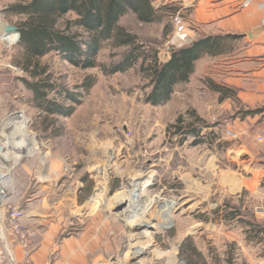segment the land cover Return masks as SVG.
I'll return each instance as SVG.
<instances>
[{"label":"rangeland","instance_id":"obj_1","mask_svg":"<svg viewBox=\"0 0 264 264\" xmlns=\"http://www.w3.org/2000/svg\"><path fill=\"white\" fill-rule=\"evenodd\" d=\"M19 1L0 0V11ZM152 2L161 9L158 21L143 23L129 13L120 22L140 36L147 50H159L164 61L172 48L231 35L224 44L228 53L205 56L190 82L178 85L169 101L158 105L146 101L151 87L141 60L127 71L106 74L101 66L78 68L52 52L42 59L52 80L76 92L82 91L89 75L97 82L83 93L72 115L48 116L33 106L31 91L19 77L25 72L10 70V88L0 96V152L2 160L16 162L9 204L21 209L24 224L37 232L31 253L35 239L48 232L52 243L48 264H173L178 262L174 251L187 264L191 254L185 251L187 242L215 254L226 249L239 254L237 243L264 241V233H249L244 222L264 225V113H251L264 102L251 103L244 86L227 80L234 62L238 65L247 56L264 62V55H247L264 44L260 38L248 41L240 34L218 32L209 6L199 9L198 0ZM242 9L264 13L255 0L248 7L240 0L232 12ZM175 14L186 21V41L175 35ZM0 17L13 25L20 20L5 11ZM13 36L8 35L9 43L0 42V63L13 64L17 44ZM125 50L109 42L100 50L98 62L109 68L121 61ZM215 84L235 96L221 100ZM49 94L70 103L54 91ZM192 111L207 125L202 122L203 139L197 143L174 128L179 117L191 121ZM20 112L25 121L17 118ZM13 120L35 143L34 151L16 153L14 140L4 145L15 128L9 126ZM256 131L260 135L254 139ZM22 132L15 139L21 141ZM120 194L126 196L121 204ZM232 206L240 209L242 220H225V211ZM4 214L2 227L19 244L8 227L9 214ZM262 250L254 251V256Z\"/></svg>","mask_w":264,"mask_h":264},{"label":"trees","instance_id":"obj_2","mask_svg":"<svg viewBox=\"0 0 264 264\" xmlns=\"http://www.w3.org/2000/svg\"><path fill=\"white\" fill-rule=\"evenodd\" d=\"M2 11L20 17L15 23L19 41L15 46L12 63L24 69L25 75L20 79L31 91L33 106L48 116L72 115L75 106L81 102L83 93H89L97 82L94 76L89 75L80 86L82 91L76 92L52 80L50 67L42 63V59L52 52L78 68L101 66L106 74L127 71L141 60V69L150 79L151 87L146 101L158 105L169 101L178 85L190 82L198 59L206 55L228 53L224 44L231 36H210L181 48H172L170 58L163 61L159 50L155 47L147 50V44L140 36L120 22L129 13H133L143 23L158 21L161 9L155 7L152 0H21L8 5ZM109 42L113 48L125 47L126 50L120 62L105 68L98 62V56L100 50ZM224 89L222 85H214V90L221 94V100L233 95L223 91ZM53 91L70 103L66 105L51 97L49 93ZM251 113H264V107ZM191 115L192 120L189 122L179 117L174 128L177 134L193 136L197 143L203 139L202 122L207 125L196 112L192 111ZM218 212L215 210L214 213ZM224 217L226 221L243 219L240 209L233 206L225 211ZM202 219L208 220L206 217ZM244 222L249 227V233L260 236L264 232L261 221L245 219ZM187 246L189 249L185 251L191 252L187 264H199L201 256L193 247L195 245L187 242ZM193 254L197 255L196 261L191 256Z\"/></svg>","mask_w":264,"mask_h":264},{"label":"crops","instance_id":"obj_3","mask_svg":"<svg viewBox=\"0 0 264 264\" xmlns=\"http://www.w3.org/2000/svg\"><path fill=\"white\" fill-rule=\"evenodd\" d=\"M255 1L258 7L261 6V4L264 2L263 0ZM238 2H240V0H198L197 5L199 9H203L205 8V6H209V16L210 14L213 15L211 16V19L214 20L212 24L218 25V32L233 33L238 35L240 34L241 36H244V38L248 41H253L256 38H260L261 42L259 43L264 44V13L261 11H257V9H242L241 11H238V13H233L232 7L238 4ZM224 13L226 14L224 18L218 19L217 15L220 16ZM251 33L253 34L252 36L250 35ZM13 34V39L18 42L19 34ZM248 53L249 54L247 55L250 56L252 54L254 55V53L264 55V46L259 47V50H256L254 47ZM204 57L198 59L196 63H199ZM168 58H170V55L167 57V59ZM232 65L233 66H231L230 68V73L227 76V80L237 87L244 86L246 97L251 101V103L254 104L255 102H264V62L261 61L260 63H257L255 59H250L249 56H247L246 58H243L242 61L238 63V65L236 64V62H234ZM236 65L238 67H236ZM7 67L9 68V64L0 63V96H3L2 92H5L7 88H10L12 81V75L10 74L11 68L8 69ZM262 128L264 133V121ZM254 133V139L257 137V135H260V133H258L257 131ZM11 135L13 138H16L13 132L11 133ZM5 142L6 140H4V143ZM13 150L17 153L15 149ZM1 159L2 155L0 154V161ZM9 192L11 198L12 184L10 185ZM263 233L264 232H261V235ZM2 238L6 254L9 259H11V262L13 264H25L21 245L15 242L14 238L9 233L6 234L5 230L3 232ZM51 244V237L49 236L48 232L40 235V237L35 239L34 247L31 253L34 264H48V259L49 256H51L50 253L52 250ZM231 245L236 246V243H232ZM237 245L239 246L237 248L239 250V254H235L234 250L232 249L230 251L226 249L223 253L217 252V254H215V252L211 249H201L200 247L195 246V249L201 256L199 264H264V253L262 252L264 250L260 251L262 253L257 252L254 256V251L260 250L261 247L264 248V241L237 243ZM144 250L141 252H144ZM177 255L178 253L174 251V257L178 262L173 264H182ZM193 260L196 261L195 259Z\"/></svg>","mask_w":264,"mask_h":264},{"label":"built area","instance_id":"obj_4","mask_svg":"<svg viewBox=\"0 0 264 264\" xmlns=\"http://www.w3.org/2000/svg\"><path fill=\"white\" fill-rule=\"evenodd\" d=\"M253 0H242V4L245 7H248L250 3H252ZM261 7L264 8V2L261 4ZM2 11H0L1 15ZM1 19V17H0ZM173 23L176 27V37L178 40L186 41L188 39L187 34V27H186V21L183 19V17L179 14H175L172 17ZM8 36L5 34L0 35V42H7ZM12 45V44H10ZM9 67L14 69L15 73L18 75L24 74V69L19 68L11 63H9ZM23 119L25 121V113L20 112L17 115V118ZM227 134L235 136L233 131L227 130ZM1 154V152H0ZM5 157V156H4ZM6 158V157H5ZM16 166L15 161H9V160H2L0 161V264H13L11 262V259L6 254L4 242H2V236L4 232V227H2V222L5 219L4 216L6 213L9 214L8 219V227L13 235L17 237V241L22 246V251L24 255V261L25 264H34L32 255H31V246H32V238L36 236L37 232L34 228H31L30 226H27L23 222L24 212H22L21 209L11 206L9 204L10 201V182L12 179L14 167Z\"/></svg>","mask_w":264,"mask_h":264},{"label":"bare ground","instance_id":"obj_5","mask_svg":"<svg viewBox=\"0 0 264 264\" xmlns=\"http://www.w3.org/2000/svg\"><path fill=\"white\" fill-rule=\"evenodd\" d=\"M12 124H9V126H14L15 128H14V130H12L13 131V134L17 137V135L20 133L21 134V125H17V122H16V120L14 121H12L11 122ZM22 125H24V122H23V124ZM7 133V132H6ZM24 133L22 132V136H23V141L21 140V141H18L17 139H15V137L13 138L12 137V135L11 136H9L7 139H6V142L4 143V145L6 144H8L9 145V143H10V140H14V147H13V149H15L16 151H17V153H19V154H23V153H28V152H32V151H34L35 149H36V145H35V143L32 141V140H29V139H27L26 137H24L26 134H24ZM27 136V135H26ZM12 137V138H11ZM20 137V136H19ZM21 138V137H20ZM125 195H123V194H120V196L118 197V201L117 202H119V204H121V203H123V199H125ZM145 224V223H144ZM103 264V263H102Z\"/></svg>","mask_w":264,"mask_h":264},{"label":"water","instance_id":"obj_6","mask_svg":"<svg viewBox=\"0 0 264 264\" xmlns=\"http://www.w3.org/2000/svg\"><path fill=\"white\" fill-rule=\"evenodd\" d=\"M0 33H5L6 36L12 33H18V27L0 19ZM250 35L252 36L253 34L251 33ZM0 149H2V146H0Z\"/></svg>","mask_w":264,"mask_h":264}]
</instances>
